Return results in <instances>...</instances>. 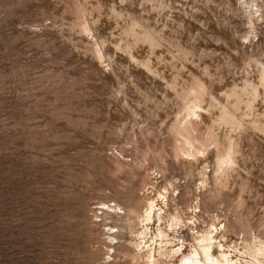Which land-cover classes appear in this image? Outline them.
Here are the masks:
<instances>
[{
	"label": "rangeland",
	"instance_id": "rangeland-1",
	"mask_svg": "<svg viewBox=\"0 0 264 264\" xmlns=\"http://www.w3.org/2000/svg\"><path fill=\"white\" fill-rule=\"evenodd\" d=\"M254 1L0 0V264H105L110 222L116 264H146L139 217L164 188L228 249L264 241ZM114 202L127 226L96 218Z\"/></svg>",
	"mask_w": 264,
	"mask_h": 264
},
{
	"label": "bare ground",
	"instance_id": "bare-ground-1",
	"mask_svg": "<svg viewBox=\"0 0 264 264\" xmlns=\"http://www.w3.org/2000/svg\"><path fill=\"white\" fill-rule=\"evenodd\" d=\"M239 1L247 13L253 16L254 8L258 7L255 1ZM170 187L173 186L170 185ZM163 191L159 193V197L147 202L139 217L141 230L137 238L140 241V249L143 246L146 252V264H264V241L254 239L250 247L235 248L232 251L227 248L225 240H222L225 239L221 236L222 230L225 231V225L222 226L220 223L218 227L212 224L209 230L201 231L197 225L198 216L196 215V210L200 207L194 206L190 210L192 217L185 218L180 212L168 213V209L165 210L160 205V201L169 208V188H164ZM114 203V205L103 203L102 216L97 215L96 218L104 222L115 220L127 226L133 212ZM216 221L219 222V219L216 218ZM121 226L111 222L106 224V243L109 251L108 261L105 264L117 263L119 254L117 255L116 248L119 246L120 236L127 231L126 227ZM153 226L156 228L154 232ZM186 230L192 237L190 243L184 237Z\"/></svg>",
	"mask_w": 264,
	"mask_h": 264
}]
</instances>
